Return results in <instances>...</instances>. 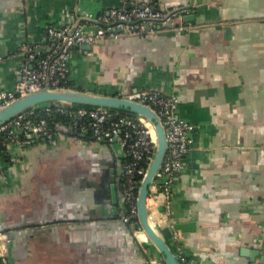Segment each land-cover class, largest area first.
<instances>
[{
    "label": "crops",
    "instance_id": "crops-1",
    "mask_svg": "<svg viewBox=\"0 0 264 264\" xmlns=\"http://www.w3.org/2000/svg\"><path fill=\"white\" fill-rule=\"evenodd\" d=\"M135 1L147 0H0V90L17 82L23 33L40 40L46 25ZM151 1L162 9L189 2ZM180 20L185 27L174 29ZM180 20L155 33L74 46L70 79L97 92L174 90L179 114L200 126L168 211L150 187L153 224L192 264H264V0H194ZM121 175L115 140L81 132L53 144L9 145L0 155V231L9 237L0 253L13 264H149L160 257L120 218ZM182 222L192 225L174 228Z\"/></svg>",
    "mask_w": 264,
    "mask_h": 264
},
{
    "label": "built area",
    "instance_id": "built-area-1",
    "mask_svg": "<svg viewBox=\"0 0 264 264\" xmlns=\"http://www.w3.org/2000/svg\"><path fill=\"white\" fill-rule=\"evenodd\" d=\"M188 12L189 7L171 10L162 9L151 0L135 1L128 7L112 4L95 14L75 15L59 25H46L40 40L33 39L29 33H23L17 42L22 54L18 79L13 89L0 90V109L28 91L44 86L64 87L65 82L70 80L69 55L74 46L92 45L105 38L155 33L162 30L169 21L177 16L180 20L181 15ZM186 24L190 26L191 22ZM184 27L180 20L173 28L179 30ZM124 96L152 107L163 125L167 148L150 187L153 188L152 194L159 192L163 207L168 211L173 181L184 166L193 134L200 125L179 114V98L174 90L138 88L125 92ZM116 111L62 101L38 104L0 124V155L11 144L30 145L35 140L53 144L64 134L77 135L88 130L95 140L117 141L121 148L120 190L124 203L120 218L133 224L138 241H145L147 237L137 219L136 198L141 177L152 156L155 129L142 115L126 112L117 115ZM56 113L66 114L68 121L51 127V117ZM153 204H156V197L153 198ZM173 238H178L175 231ZM3 240L8 241L9 237L0 231V244ZM177 256L182 264H192L179 249ZM148 263L166 264L159 256H152ZM0 264L13 263L1 252Z\"/></svg>",
    "mask_w": 264,
    "mask_h": 264
},
{
    "label": "water",
    "instance_id": "water-1",
    "mask_svg": "<svg viewBox=\"0 0 264 264\" xmlns=\"http://www.w3.org/2000/svg\"><path fill=\"white\" fill-rule=\"evenodd\" d=\"M194 0H189L187 4H183L172 8L177 10L183 7H191ZM126 7L131 3L124 4ZM193 18V14L185 16V19ZM77 24V21L75 22ZM228 26L229 24H225ZM82 48L89 49L90 44H82ZM135 90V89H133ZM125 92L116 94L115 92H97L93 90L84 89L81 86L75 87H50L44 86L19 95L14 100L6 104L0 109V124L14 117L15 115L25 111L28 108L48 101H62L72 105L80 104L87 106H99L110 109H122L130 111L134 114H139L147 118L155 129V143L151 159L149 160L144 174L141 177L136 205H137V219L141 229L145 233L147 239L159 252L160 257L166 264H182L178 259L177 253L172 251L168 243L158 233L156 225L153 224L151 215L149 214L146 199L148 197L151 183L159 170L164 154L166 152L167 143L164 133V128L161 120L155 110L147 104L129 99L124 96ZM184 225H192V222H182L174 224V228H183ZM4 241L2 244L4 245ZM246 251V250H245ZM256 251V250H255ZM250 255H253L252 250Z\"/></svg>",
    "mask_w": 264,
    "mask_h": 264
},
{
    "label": "trees",
    "instance_id": "trees-1",
    "mask_svg": "<svg viewBox=\"0 0 264 264\" xmlns=\"http://www.w3.org/2000/svg\"><path fill=\"white\" fill-rule=\"evenodd\" d=\"M65 86L64 87H75V85H74V82L70 79V80H67L66 82H65V84H64ZM75 105H80V104H75ZM115 110H117L115 113L117 114V115H123L124 114V110H122V109H115ZM129 114H133L134 115V113H129ZM68 121V117H67V115L66 114H58V113H56V114H54L52 117H51V120H50V123H49V125L51 126V127H56L57 125H58V123L59 122H63V123H66ZM84 133H87V135H89V136H91V133H90V131L88 130V131H86V132H84ZM79 134V133H78ZM92 137V136H91Z\"/></svg>",
    "mask_w": 264,
    "mask_h": 264
},
{
    "label": "rangeland",
    "instance_id": "rangeland-1",
    "mask_svg": "<svg viewBox=\"0 0 264 264\" xmlns=\"http://www.w3.org/2000/svg\"><path fill=\"white\" fill-rule=\"evenodd\" d=\"M126 113H130V111L124 110Z\"/></svg>",
    "mask_w": 264,
    "mask_h": 264
},
{
    "label": "bare ground",
    "instance_id": "bare-ground-1",
    "mask_svg": "<svg viewBox=\"0 0 264 264\" xmlns=\"http://www.w3.org/2000/svg\"><path fill=\"white\" fill-rule=\"evenodd\" d=\"M151 216H152V215H151ZM143 233H144V232H143ZM139 234H140V232H138V235H139ZM140 235H141V234H140ZM140 235H139V236H140Z\"/></svg>",
    "mask_w": 264,
    "mask_h": 264
}]
</instances>
